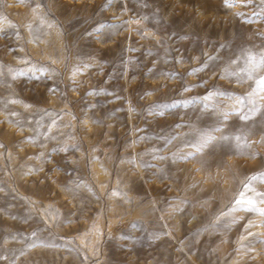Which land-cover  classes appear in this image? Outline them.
I'll list each match as a JSON object with an SVG mask.
<instances>
[{
	"label": "rangeland",
	"instance_id": "obj_1",
	"mask_svg": "<svg viewBox=\"0 0 264 264\" xmlns=\"http://www.w3.org/2000/svg\"><path fill=\"white\" fill-rule=\"evenodd\" d=\"M259 11L256 0H0V63L46 69L0 84V99L22 101L0 104V264H264V217L240 211L230 228L209 227L242 180L264 173V119L243 124V154L216 143L180 159L194 151L188 122L210 130L215 117L198 103L150 114L213 85L235 95L254 87L221 71L242 49H264ZM205 54L220 59L185 76ZM40 110L57 124L45 119L37 134ZM77 180L91 191H70Z\"/></svg>",
	"mask_w": 264,
	"mask_h": 264
},
{
	"label": "snow or ice",
	"instance_id": "obj_2",
	"mask_svg": "<svg viewBox=\"0 0 264 264\" xmlns=\"http://www.w3.org/2000/svg\"><path fill=\"white\" fill-rule=\"evenodd\" d=\"M21 3L31 2V0H20ZM108 3H112V0H106ZM240 0H225V5L229 8L237 6ZM245 3L251 5L254 0H244ZM257 6L260 9L259 15L264 16V0H256ZM41 7L40 4H36L33 11L36 12ZM235 15L240 16L241 13H235ZM41 23L43 24V18H41ZM134 23L139 24L140 20L134 21ZM50 26V25H49ZM14 27V26H13ZM3 29L0 28V32ZM36 39H39L37 36ZM222 47H227V45H222ZM219 56H212L205 54V60L197 68L192 69L187 75H195L209 66L208 62L212 61L213 64L219 60ZM182 62V61H179ZM21 63L29 64V61L22 60ZM214 70V69H213ZM46 71L45 68L31 65L28 71L23 69H13L2 63H0V84L5 83V77L7 76L11 80L15 81L20 77L28 76L29 72L32 73L30 78L40 79L41 77L37 76V72ZM160 75H166L172 78H180L175 73H160ZM221 77L232 80L237 84H246L248 82H253L254 87L247 91L243 95H235L224 90L218 89L215 85L212 86L211 90H206V93L197 100L191 98H181L178 100H172L171 102L164 101L159 102L156 105L152 106L150 114L157 116H165L166 114H175L174 110L178 108L189 107L193 104L199 105V110L201 115H209L215 117L216 124L210 130H205L203 128H196L191 122H188V127L192 129L191 138L184 141L185 144L194 149L193 152L188 153L187 155H182L180 159H188L189 156L194 157L196 153L202 152L210 144H224L233 146L237 151H240L243 154L245 148H250L251 145L247 141V135L244 132L243 124L248 122L256 123L255 118L261 116L264 119V49L259 51H253L250 48H245L241 50L239 56L235 58H229L225 63L221 71ZM10 87V85H8ZM53 93L55 90H51ZM182 91L191 92L192 87L188 84L182 85ZM22 101L19 99L13 98H2L0 99V104H3V107L6 109L9 104H20ZM25 108H31V105H24ZM10 115H18L16 112H11ZM38 119L35 121V126L33 131L37 134L39 133V128L44 127V121L47 119L49 121L48 126H56L57 120L56 116L48 110H40L38 113ZM233 117H236L235 122H232L231 127L235 129L234 132L225 133V129L229 126V122ZM17 123H21L17 121ZM183 124L177 125V127H182ZM215 133H225L223 135L217 136ZM180 137H174L178 139ZM143 139V138H141ZM28 141L31 143H36V137H29ZM3 147V145H0ZM74 147V146H73ZM60 151H67L68 146H64L59 149ZM255 156L256 153H251ZM40 157L37 156L36 159ZM160 160L166 159L163 155L158 157ZM131 163L136 164V161L133 160ZM141 164L145 166L148 165V162L141 161ZM42 169H29V173L32 171H40ZM75 187H70V191H80L81 189L87 188L91 191L90 186L86 185L82 181H73ZM257 183L264 184V173H258L253 176H248L241 181L243 190L239 193V196L232 202L231 206L226 211H220L218 215L215 216L213 223L209 226L212 228L215 227H225L230 228L232 225L239 222L234 214L236 212H245V213H254L260 217H264V192L258 191L255 185ZM251 193V195H248ZM114 196H119L120 193L114 191L112 193ZM176 211L181 209L177 207ZM255 226L254 221H249L245 226L246 230ZM208 228H205L207 231ZM248 236L257 237L256 233L248 232ZM258 238V237H257ZM241 240L247 239V236L242 235ZM264 243V240H261ZM244 245L242 244L241 247Z\"/></svg>",
	"mask_w": 264,
	"mask_h": 264
}]
</instances>
